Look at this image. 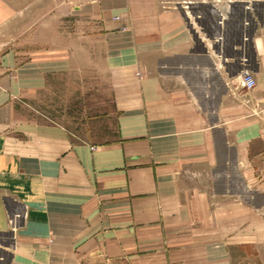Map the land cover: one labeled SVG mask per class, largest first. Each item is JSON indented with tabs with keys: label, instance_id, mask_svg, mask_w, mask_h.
<instances>
[{
	"label": "crops",
	"instance_id": "obj_1",
	"mask_svg": "<svg viewBox=\"0 0 264 264\" xmlns=\"http://www.w3.org/2000/svg\"><path fill=\"white\" fill-rule=\"evenodd\" d=\"M263 139L264 0H0V264H264Z\"/></svg>",
	"mask_w": 264,
	"mask_h": 264
},
{
	"label": "rangeland",
	"instance_id": "obj_2",
	"mask_svg": "<svg viewBox=\"0 0 264 264\" xmlns=\"http://www.w3.org/2000/svg\"><path fill=\"white\" fill-rule=\"evenodd\" d=\"M28 21L30 19H26V22ZM85 85L86 83L81 82H63L61 90H58L57 97H55L54 88H52V91L49 90L50 92L48 91L46 94L43 93L36 97L32 104L44 114L51 112L52 114L49 115L52 117L55 115L58 118L61 117L62 122L68 126H80L92 111L98 110L95 106L96 101H102L101 97H92L87 94L88 91H86ZM55 104L62 110V113L59 114L60 117L58 114H54V110L47 108L54 107Z\"/></svg>",
	"mask_w": 264,
	"mask_h": 264
},
{
	"label": "built area",
	"instance_id": "obj_3",
	"mask_svg": "<svg viewBox=\"0 0 264 264\" xmlns=\"http://www.w3.org/2000/svg\"><path fill=\"white\" fill-rule=\"evenodd\" d=\"M238 85L241 90L249 91L255 86V80L250 73L244 72L239 78ZM263 144H264V139H263Z\"/></svg>",
	"mask_w": 264,
	"mask_h": 264
}]
</instances>
